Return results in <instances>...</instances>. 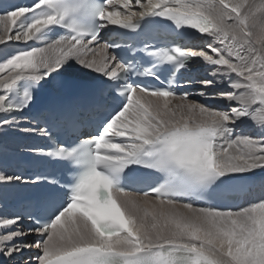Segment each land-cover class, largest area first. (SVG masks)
<instances>
[{
	"label": "snow or ice",
	"instance_id": "obj_1",
	"mask_svg": "<svg viewBox=\"0 0 264 264\" xmlns=\"http://www.w3.org/2000/svg\"><path fill=\"white\" fill-rule=\"evenodd\" d=\"M110 25L143 47L104 40ZM184 29L205 44L181 46ZM0 45V131L70 70L94 92L85 112L23 128L55 140L27 152L65 174L0 171V186L30 198L23 214L0 215V264H264V197L208 204L264 172V132L242 131L264 130V0H31L0 8ZM197 62L209 70L196 81L203 103L178 91Z\"/></svg>",
	"mask_w": 264,
	"mask_h": 264
},
{
	"label": "bare ground",
	"instance_id": "obj_2",
	"mask_svg": "<svg viewBox=\"0 0 264 264\" xmlns=\"http://www.w3.org/2000/svg\"><path fill=\"white\" fill-rule=\"evenodd\" d=\"M110 26H114V25H110ZM204 44H205V40H203L201 37H198L195 39V43L191 48H199V47H202ZM18 47H24V46L23 45H17L15 43H10L7 46L6 50L9 53H11V52H14L16 50V48H18ZM4 50H5V46L0 45V52H3ZM190 68L195 73V74H192V76L196 78V80L192 81L193 83H191L188 87V92L193 93V96L190 98L196 99V100L203 103L204 101L198 95V93L202 90V87L200 84L196 83V81L203 79V78H207L209 70H208L207 66L204 65L202 62L194 63L193 65H191ZM65 74L75 76V77L84 78V79H88V80L92 79L91 76L85 75L84 72L78 71V70H70V71L66 72ZM221 86H223V85H221ZM213 90H215V89H209V91H213ZM214 106L217 108H226L227 107V105L222 101H215ZM25 127H37V126H35L33 123H30L26 119H22L20 121L19 127L13 126L10 128H5L4 130L0 131V142H4L6 144L12 143L15 146L31 145L32 141L34 139H36L39 136V134L38 133L24 132L23 128H25ZM242 131L246 134H250L253 136L260 135L262 132H264V130H261L260 128H258L251 121H249L248 124L246 126H244ZM0 171H2V170L0 169ZM3 172L11 175V173H8L5 171H3ZM254 175H259L260 183L258 184V192H256V193L260 194V196H255V195L246 196L243 205L240 207L247 206L249 203L257 201L261 197H264V172L258 171ZM249 176H253V175L250 174ZM203 206H206V205H203ZM0 215H8V214H6L4 211L0 210ZM27 239L29 241H31V240H34V237L29 236V237H27ZM38 254H39L38 250H36V249H31L29 252L26 253V255L33 256V257H35ZM0 259H2V258H0Z\"/></svg>",
	"mask_w": 264,
	"mask_h": 264
}]
</instances>
